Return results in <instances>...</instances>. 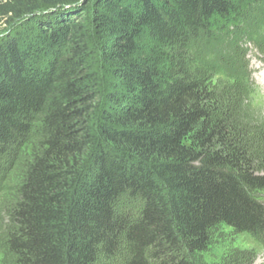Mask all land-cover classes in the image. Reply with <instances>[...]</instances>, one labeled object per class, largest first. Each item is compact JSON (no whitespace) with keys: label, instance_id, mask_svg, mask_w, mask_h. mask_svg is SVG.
Masks as SVG:
<instances>
[{"label":"trees","instance_id":"16d2710c","mask_svg":"<svg viewBox=\"0 0 264 264\" xmlns=\"http://www.w3.org/2000/svg\"><path fill=\"white\" fill-rule=\"evenodd\" d=\"M5 21L0 164L21 177L0 183L3 264H96L123 243L122 264H201L222 225L264 244V146L245 91L213 85H249L264 0H0Z\"/></svg>","mask_w":264,"mask_h":264},{"label":"rangeland","instance_id":"374dc122","mask_svg":"<svg viewBox=\"0 0 264 264\" xmlns=\"http://www.w3.org/2000/svg\"><path fill=\"white\" fill-rule=\"evenodd\" d=\"M8 27L7 21L4 24H0V37L5 35ZM244 48L248 49L246 60L249 61V69L252 71L249 85L243 87L241 82L235 79L227 80V78L222 77L220 74L212 79L214 87L220 91H224V93L229 92V97L232 95L231 98L236 96L234 91H237V89H243L245 91L244 94L240 93V98L248 97L247 104L250 105L251 109L248 110L249 112H247L246 118L256 123L251 128L257 132V136L255 137L259 141L260 147L264 146L263 137L258 136V134L260 135V130L264 129V52L251 43H247ZM239 61V59L232 58L227 64L229 66L238 65ZM238 92L236 98H239L240 94ZM259 154H262V152L260 151ZM260 157L262 156H257V158ZM20 164L21 159L14 160L9 164L1 163L0 183H6L10 188L16 187L21 177ZM262 168L264 169V167ZM1 189L0 208L6 203L5 201L11 200L13 197L12 192L4 191L1 193ZM260 200L264 203V195L261 196ZM121 205L123 211L130 210L134 212L137 209V204L127 201H123ZM211 233L209 249L206 253L196 257L201 264H264V244L255 240L253 236L249 234H238L231 228L229 229L223 225L214 228ZM127 252V246L123 243L120 254L117 257L109 259L101 256L96 264H122L128 258ZM3 259L4 256L0 251V264H3Z\"/></svg>","mask_w":264,"mask_h":264}]
</instances>
